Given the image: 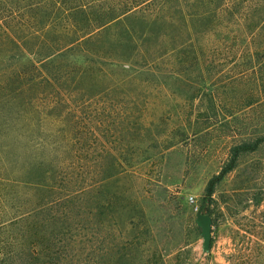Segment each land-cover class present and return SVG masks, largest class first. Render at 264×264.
Segmentation results:
<instances>
[{
  "label": "trees",
  "instance_id": "16d2710c",
  "mask_svg": "<svg viewBox=\"0 0 264 264\" xmlns=\"http://www.w3.org/2000/svg\"><path fill=\"white\" fill-rule=\"evenodd\" d=\"M13 58L19 63L0 72V264H189L155 236L139 250L143 242L116 218L124 205L106 188L147 159L141 138L129 137L150 123L120 115L82 131L73 102L82 87L108 81L102 92L185 93L191 106L197 93L208 95L196 115L207 119L221 103L211 75L228 58L244 63L240 75L253 76L264 97V0H0V65ZM39 95L47 110L33 106ZM187 126L164 130L165 149L187 137ZM97 130L113 140L82 142ZM262 142L232 147L195 214L210 215L214 182ZM116 196L122 202L124 190Z\"/></svg>",
  "mask_w": 264,
  "mask_h": 264
},
{
  "label": "rangeland",
  "instance_id": "374dc122",
  "mask_svg": "<svg viewBox=\"0 0 264 264\" xmlns=\"http://www.w3.org/2000/svg\"><path fill=\"white\" fill-rule=\"evenodd\" d=\"M15 62L19 60L5 61L0 72ZM219 64L223 71L211 78L216 83L215 95L221 99L220 108L209 113L207 119L196 115L205 110L208 95L197 93L191 106L185 93L169 99L156 89L150 94L141 90L129 94L124 88L102 92L108 81L100 80L90 90L79 89L81 95L73 103L78 106L82 131L89 124L110 125L120 115L124 121L131 115L150 123L149 130L136 129L128 136L141 138L147 159L106 183L114 193L113 204L118 208L124 205L116 218L126 223V236L143 242L139 250H147L150 238L155 236L158 248L164 246L170 256L176 254L177 261L188 260L189 255V264H264V142L256 151L241 155L237 167L214 182L209 206L212 237L207 252H203L202 235L195 231V211L187 201L192 196L200 208L211 180L220 176L231 161L232 147L264 135V97L252 89L254 77L240 75L244 63L238 58ZM191 92L187 94H194ZM38 98L33 106L47 110V97ZM230 112H234L233 118ZM181 123L187 126V137L165 149L168 140L164 130L178 129ZM99 130L94 135L84 134L82 142L113 140L112 133L103 135ZM122 190L124 198L120 202L116 195ZM258 195L262 200L256 203Z\"/></svg>",
  "mask_w": 264,
  "mask_h": 264
},
{
  "label": "water",
  "instance_id": "95a60500",
  "mask_svg": "<svg viewBox=\"0 0 264 264\" xmlns=\"http://www.w3.org/2000/svg\"><path fill=\"white\" fill-rule=\"evenodd\" d=\"M196 224L200 227L202 233V247L209 249L211 244L212 219L207 213H197L195 217Z\"/></svg>",
  "mask_w": 264,
  "mask_h": 264
},
{
  "label": "built area",
  "instance_id": "2783aa9c",
  "mask_svg": "<svg viewBox=\"0 0 264 264\" xmlns=\"http://www.w3.org/2000/svg\"><path fill=\"white\" fill-rule=\"evenodd\" d=\"M187 201L189 202V204L191 205L193 210L197 211L198 206H197V204H195V199L192 196H189Z\"/></svg>",
  "mask_w": 264,
  "mask_h": 264
}]
</instances>
